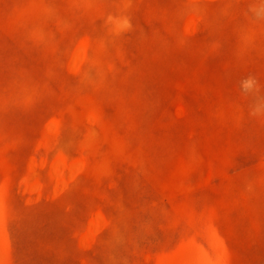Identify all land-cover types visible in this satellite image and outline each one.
I'll return each instance as SVG.
<instances>
[{"label": "rangeland", "instance_id": "rangeland-1", "mask_svg": "<svg viewBox=\"0 0 264 264\" xmlns=\"http://www.w3.org/2000/svg\"><path fill=\"white\" fill-rule=\"evenodd\" d=\"M0 264H264V0H0Z\"/></svg>", "mask_w": 264, "mask_h": 264}, {"label": "clouds", "instance_id": "clouds-1", "mask_svg": "<svg viewBox=\"0 0 264 264\" xmlns=\"http://www.w3.org/2000/svg\"><path fill=\"white\" fill-rule=\"evenodd\" d=\"M243 87L245 89H252L255 87H258V85L256 84L254 78H248L247 80L243 81Z\"/></svg>", "mask_w": 264, "mask_h": 264}]
</instances>
